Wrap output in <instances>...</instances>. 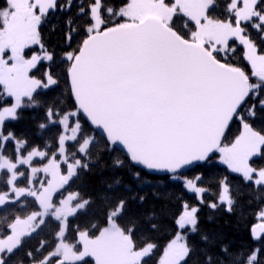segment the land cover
I'll return each instance as SVG.
<instances>
[{"label":"snow or ice","instance_id":"snow-or-ice-1","mask_svg":"<svg viewBox=\"0 0 264 264\" xmlns=\"http://www.w3.org/2000/svg\"><path fill=\"white\" fill-rule=\"evenodd\" d=\"M17 20L32 38L0 52V174L49 157L67 185L95 176L84 203L107 207L131 264H264V0H0V33ZM94 66L103 101L77 96Z\"/></svg>","mask_w":264,"mask_h":264},{"label":"rangeland","instance_id":"rangeland-1","mask_svg":"<svg viewBox=\"0 0 264 264\" xmlns=\"http://www.w3.org/2000/svg\"><path fill=\"white\" fill-rule=\"evenodd\" d=\"M31 38L30 26L24 23L23 20H17L15 24L10 25L3 33H0V52L10 49L16 57H19ZM18 67L22 68L23 66L18 65ZM5 82L11 83L7 80V77H5ZM14 90L19 95L25 91V87L22 84H17ZM33 161V159L28 161V164L24 166L31 170L32 178L33 175L40 172L48 173L49 175L45 176V186L40 187L39 191L35 189L34 184L27 191L18 189L14 184L15 174L13 173L11 174L13 179L10 182V193L12 192L19 197L31 195L33 192L38 193L35 197L38 200L40 210L25 220H18L11 227V235L0 240V248L15 249L26 237L35 233L47 217H53L61 226L57 249L40 264H57L61 260L63 264L79 263L81 261L76 259L72 246L64 241V237L67 231L68 219L73 217L78 211L83 210L87 204L84 201H80L75 193L67 194L55 201L57 194L65 186L69 177L61 175L62 167L54 160L50 159L41 169L33 165ZM0 163H3V161ZM32 167L37 168L35 173L32 172ZM8 168H11V165L5 164V170ZM14 169L12 168L11 171H14ZM49 180L51 181L50 183L48 182ZM8 200L7 196L0 195V207ZM40 205H43V207H40ZM78 242L84 246L83 251L80 253L81 259L84 257L92 258L94 261L98 259L100 264H131L132 257L127 254V250L131 247V241L119 232L113 221H109L108 225L95 237H90L86 232L79 233ZM57 255L61 257V260L56 259Z\"/></svg>","mask_w":264,"mask_h":264},{"label":"trees","instance_id":"trees-1","mask_svg":"<svg viewBox=\"0 0 264 264\" xmlns=\"http://www.w3.org/2000/svg\"><path fill=\"white\" fill-rule=\"evenodd\" d=\"M21 127H27V126L21 125ZM100 139L102 141V138ZM54 140L55 137H53V141ZM53 148H55V143H53ZM30 150L31 149H29V151ZM33 160L34 161L32 164L38 166V168L41 169L49 162L50 158L46 157V162L44 163H41L38 158H34ZM21 171L24 173L23 178H20V176L18 175V173ZM30 171L31 170L28 167L22 165L20 169L15 168L14 171L7 172L6 175L0 174V195L7 196L9 199L8 202H6L2 206L4 208V214H0V235H3L6 229L10 230L11 232V227L18 220H25L30 215L37 213L40 210L38 200L36 199V197H33L32 194L20 196V199L25 203L24 207H17L15 210H9L10 194H11V198L17 197L16 195H14V193L12 192L10 193V182L13 179V177H11V174L13 173L15 174L14 184L18 189L30 188L28 184L29 179H33L34 187L38 191L40 190V186L35 184L36 178H43L46 184V177L42 175L43 173L41 172L37 173L33 175L32 178ZM96 171L98 172L99 169H96ZM212 171L216 174H219L218 166ZM6 182H7V188H5ZM77 188L81 189V194L78 196L79 200L85 201V197L88 196L89 194H94L95 190L99 188V184L95 176L92 175L84 177L83 187L81 186L80 182H76L71 185H67L66 183L65 186L62 188V190H60V192L57 194L55 201L61 199L67 194L70 193L76 194L75 190ZM169 189L173 192L178 191V189L172 185H169ZM106 213H107V207L102 205V202L98 198H95L93 203L87 204L83 210L78 211L73 217L68 219L67 231L65 233L66 235L64 237V241L71 246L73 240L78 241V237L73 236L74 226L77 225H78V235L81 232H86L90 237L97 236V234L103 228H105L109 223V221L106 222ZM94 223H95V227H93ZM124 227L126 228L127 225H124ZM60 229L61 226L57 220H55L53 217H47L35 233L30 235L29 237H26L21 242L23 247L21 248L20 257L21 259H23V264H40L46 259L47 256L54 253L55 250L57 249L58 235ZM234 235L236 236L238 242L246 243L247 237L244 235V233L238 232L235 233ZM7 237L8 236H6L5 238ZM38 247L42 248V251L39 253L36 252V249ZM29 249H31L34 254V259L31 262L25 255V253ZM92 260L94 264L95 261L94 259ZM75 264H81V262Z\"/></svg>","mask_w":264,"mask_h":264},{"label":"water","instance_id":"water-1","mask_svg":"<svg viewBox=\"0 0 264 264\" xmlns=\"http://www.w3.org/2000/svg\"><path fill=\"white\" fill-rule=\"evenodd\" d=\"M177 45L179 47H183L180 42L177 41ZM96 67H92L88 74H84L82 72H77L75 75L77 80V96L78 98L81 97L82 92L84 90H87L89 95L103 101L105 99V92L103 89L99 88L96 85ZM57 264H61V262H58Z\"/></svg>","mask_w":264,"mask_h":264}]
</instances>
